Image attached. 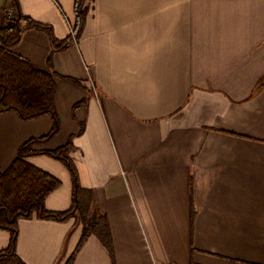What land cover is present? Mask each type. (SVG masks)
Wrapping results in <instances>:
<instances>
[{
  "label": "crops",
  "instance_id": "0c3cea01",
  "mask_svg": "<svg viewBox=\"0 0 264 264\" xmlns=\"http://www.w3.org/2000/svg\"><path fill=\"white\" fill-rule=\"evenodd\" d=\"M24 16L65 40L76 0H17ZM78 40L52 55L25 29L12 52L55 76L60 132L70 140L90 220L21 219L17 259L0 264H264V0H85ZM0 0V27L15 16ZM51 57V60H50ZM53 119L0 114V169L46 136ZM26 161L61 181L45 201L70 209L68 169ZM10 234L0 230V251ZM19 260V261H18ZM22 262V263H20Z\"/></svg>",
  "mask_w": 264,
  "mask_h": 264
},
{
  "label": "trees",
  "instance_id": "16d2710c",
  "mask_svg": "<svg viewBox=\"0 0 264 264\" xmlns=\"http://www.w3.org/2000/svg\"><path fill=\"white\" fill-rule=\"evenodd\" d=\"M14 1L15 16L0 27V114L15 112L24 121L49 115L53 119V128L46 136L25 142L19 148L13 164L6 171L0 169V230L10 234L8 247L0 251V263L17 259L18 223L21 219H30L34 216L57 222H66L77 216L84 224L77 249L92 233L100 236L110 247V232L106 223L88 218L91 195L80 186L78 170L70 157V152L74 149L72 141L56 150L41 149L42 145L51 142L60 132V121L55 106L57 90L55 76L12 52L20 42L25 29L46 32L51 39L52 55L68 48L78 40L84 28L87 14L85 0H76V25L72 34L62 41L56 39L51 26L24 16L18 1ZM36 155L52 157L64 164L70 172L73 199L69 210L52 212L46 209L47 197L61 186V181L26 161L27 158ZM73 258L74 256L66 264H71Z\"/></svg>",
  "mask_w": 264,
  "mask_h": 264
}]
</instances>
